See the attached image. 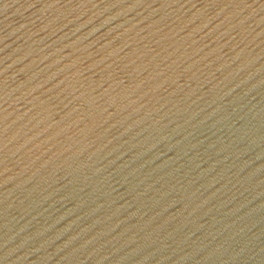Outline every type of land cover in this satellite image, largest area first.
Here are the masks:
<instances>
[{"label":"water","instance_id":"95a60500","mask_svg":"<svg viewBox=\"0 0 264 264\" xmlns=\"http://www.w3.org/2000/svg\"><path fill=\"white\" fill-rule=\"evenodd\" d=\"M0 264H264V0H0Z\"/></svg>","mask_w":264,"mask_h":264}]
</instances>
